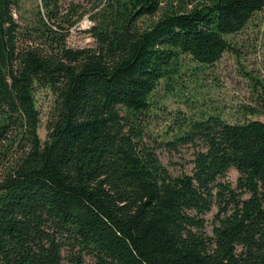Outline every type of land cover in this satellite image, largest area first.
Instances as JSON below:
<instances>
[{
	"label": "trees",
	"instance_id": "16d2710c",
	"mask_svg": "<svg viewBox=\"0 0 264 264\" xmlns=\"http://www.w3.org/2000/svg\"><path fill=\"white\" fill-rule=\"evenodd\" d=\"M263 7L0 0V264H264V122H177L166 144L202 145L189 174L144 140L156 90L219 60ZM85 16L95 43L71 47ZM35 86L56 95L45 140Z\"/></svg>",
	"mask_w": 264,
	"mask_h": 264
},
{
	"label": "rangeland",
	"instance_id": "374dc122",
	"mask_svg": "<svg viewBox=\"0 0 264 264\" xmlns=\"http://www.w3.org/2000/svg\"><path fill=\"white\" fill-rule=\"evenodd\" d=\"M69 1L62 0V4ZM201 1L172 0L174 5L181 2L187 9ZM91 24L85 16L70 28L67 44L74 48L93 46L94 38L87 31ZM228 38L231 48L224 51L219 60L210 65L190 62L189 68L173 82L170 90L160 86L144 116L147 122L144 140L153 147L172 175L191 173L195 153L202 147L200 143H165L164 140L173 139L180 120L206 119L217 114L230 123L264 122V7L253 14L242 30ZM34 97L39 110L38 133L45 140L56 95L48 87L35 86ZM237 175V171L230 168L225 179L234 186ZM216 210L213 206L204 215V230L208 234H212L211 221ZM64 264L70 263L65 260ZM84 264H92V259L85 256Z\"/></svg>",
	"mask_w": 264,
	"mask_h": 264
}]
</instances>
